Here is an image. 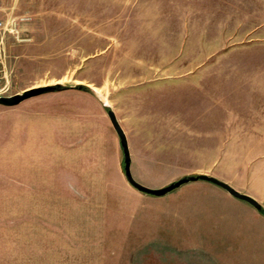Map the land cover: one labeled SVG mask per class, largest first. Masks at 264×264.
I'll use <instances>...</instances> for the list:
<instances>
[{
    "label": "rangeland",
    "instance_id": "obj_1",
    "mask_svg": "<svg viewBox=\"0 0 264 264\" xmlns=\"http://www.w3.org/2000/svg\"><path fill=\"white\" fill-rule=\"evenodd\" d=\"M224 14L211 0H0V20L18 18L2 96L62 85L0 105V264H264L262 212L203 180L139 192L107 114L138 183L225 176L234 138L211 133L233 96H258L264 41Z\"/></svg>",
    "mask_w": 264,
    "mask_h": 264
},
{
    "label": "crops",
    "instance_id": "obj_2",
    "mask_svg": "<svg viewBox=\"0 0 264 264\" xmlns=\"http://www.w3.org/2000/svg\"><path fill=\"white\" fill-rule=\"evenodd\" d=\"M211 3L217 11L226 10L224 15L227 24L249 25L245 29L246 32L244 31L243 39L264 41V0H211ZM239 10H242L240 15L243 21L236 22ZM217 17L224 18L222 12ZM218 23L224 24L223 20ZM229 39L228 37L227 40ZM255 72L259 73L255 76L258 79L253 81L255 77H250L248 83H252V88L259 90L255 92L258 96L236 98L233 96L231 101L226 102L227 108L224 109L228 120L222 123L225 130L230 132L215 133L216 130L223 129L216 125L211 133V136L227 135L234 138L225 156L227 162L231 159L234 161L229 166L227 164L225 176H209L226 182L238 192L249 195L264 208V67L261 66ZM252 94L254 95V92ZM213 103L219 104L218 100Z\"/></svg>",
    "mask_w": 264,
    "mask_h": 264
},
{
    "label": "water",
    "instance_id": "obj_3",
    "mask_svg": "<svg viewBox=\"0 0 264 264\" xmlns=\"http://www.w3.org/2000/svg\"><path fill=\"white\" fill-rule=\"evenodd\" d=\"M60 89H62V85L59 83L53 84V85L31 87V88L24 90L21 93H16V94H13L10 96H0V105L13 106V105L19 104L20 102H22L23 100H26L28 98H31V97H34V96H37V95H40V94H43L46 92H53V91L60 90ZM107 114L109 116L110 122H111L114 130L116 131V133L119 137V143H120L122 153H123V170H124L125 177H126L127 181L129 182V184L132 187H134L136 190H138L139 192L149 194V195H154V196H164V195L168 194L169 192L179 188L183 184L198 181V180H203V181L211 182V183L223 188L231 196H233L237 199L248 202L257 211L262 212V214L264 215L263 207L255 199H253L252 197H250L247 194L238 192L237 190H235L232 186H230L226 182H223V181H221V180H219L213 176H209L206 174H195V175L183 176V177H181V178H179L173 182H170L166 186H163L160 188H150V187H147V186H144V185L138 183L133 178V176L131 174V170H130L131 158H130V152H129V148H128V142L126 139V135H125L122 127L118 123L114 112L111 109H109L107 111Z\"/></svg>",
    "mask_w": 264,
    "mask_h": 264
},
{
    "label": "built area",
    "instance_id": "obj_4",
    "mask_svg": "<svg viewBox=\"0 0 264 264\" xmlns=\"http://www.w3.org/2000/svg\"><path fill=\"white\" fill-rule=\"evenodd\" d=\"M18 18H12L4 23L0 20V96H2L8 90L9 86V75L10 71L7 70L5 64V50L2 47L3 41V34L5 31H9L11 33L17 32L16 25H17ZM9 26V28H8Z\"/></svg>",
    "mask_w": 264,
    "mask_h": 264
}]
</instances>
